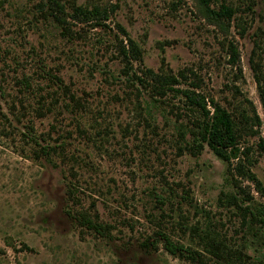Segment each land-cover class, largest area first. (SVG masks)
<instances>
[{"label":"rangeland","instance_id":"obj_1","mask_svg":"<svg viewBox=\"0 0 264 264\" xmlns=\"http://www.w3.org/2000/svg\"><path fill=\"white\" fill-rule=\"evenodd\" d=\"M40 1L0 0V264H210L207 254L201 262L167 253L160 237L198 248L190 227L203 224L232 249L264 254V227L245 233L222 195L264 206L234 168L264 187L255 80L264 88V0H206L235 10L224 30L202 16L201 0H58L65 13L80 6L106 15L99 24L70 19L69 37ZM118 26L140 51L128 70L115 58V45H127ZM143 68L173 75V87L201 93L236 120L245 115L237 157L184 149L182 96L154 94Z\"/></svg>","mask_w":264,"mask_h":264},{"label":"trees","instance_id":"obj_2","mask_svg":"<svg viewBox=\"0 0 264 264\" xmlns=\"http://www.w3.org/2000/svg\"><path fill=\"white\" fill-rule=\"evenodd\" d=\"M201 14L210 23L217 25L222 30L228 27L227 21L234 14V9L226 4H220L217 9H212L208 6L206 0H201ZM37 9L42 11L43 14L49 17L54 24L60 29V33L72 36V31L68 26L69 20L75 21H94L95 24L99 20L105 19L106 15L103 9L98 7H92L90 9L72 6L71 13H65L64 6L58 0H43L38 2ZM68 18V19H67ZM119 30L123 32V29L119 27ZM123 34H125L123 32ZM126 36V34L124 35ZM127 45L119 41L115 45L116 55L123 67L130 69V60L140 61V51L136 43L129 37H125ZM230 63L235 64L237 55L235 48H230ZM141 73L147 77L151 82V90L154 94L163 96L167 92H175L182 96V106L184 110L189 112L187 119L189 124L187 127H181L179 134L184 140L183 148L187 149L191 154H198L204 146H207L211 152L218 158L224 161H229L230 158L237 157L239 153L238 141L242 136V131L245 129L242 123H246L247 119L245 115H241L239 119H235L233 114L225 107L212 99H205V97L189 88H176L173 84L177 82L173 75H159L153 73L148 68H143ZM131 79L142 84L147 83L140 75L135 72L131 74ZM257 82V92L261 104L264 106V88L260 85L258 77L255 76ZM24 88H28L30 85L26 78L22 77L18 81ZM209 106V107H208ZM253 132V131H252ZM188 134V140L184 139V135ZM47 152V151H45ZM244 153V152H242ZM236 174L241 178L250 181L257 194L264 199V187L253 173L242 165H236ZM231 180V175H229ZM237 190L241 193H245L242 187L235 184ZM223 199L227 204L239 211L240 216L243 219V230L249 235H253L252 230L254 225L261 224L264 227V206L255 207L250 203L251 197H248L247 203L238 199L235 192H223ZM81 223H85L86 226L92 228H100L99 224H96L93 220L85 215H79L77 217ZM190 230L193 231L195 245L198 248H193L189 245H184L179 242L172 241L167 235L160 233L163 249L176 257L204 262L207 258H212L210 264H264V254L259 257H253L242 253L239 249H232L227 246L218 233L211 228L210 224H203L202 226H191ZM244 248V245H243ZM213 261V263H212Z\"/></svg>","mask_w":264,"mask_h":264}]
</instances>
